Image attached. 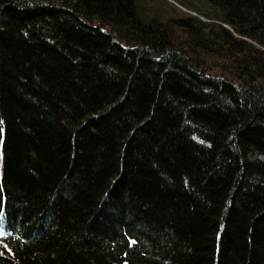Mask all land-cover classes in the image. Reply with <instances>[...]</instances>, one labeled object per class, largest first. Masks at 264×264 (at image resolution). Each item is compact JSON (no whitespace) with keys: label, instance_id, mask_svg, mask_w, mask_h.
Instances as JSON below:
<instances>
[{"label":"trees","instance_id":"1","mask_svg":"<svg viewBox=\"0 0 264 264\" xmlns=\"http://www.w3.org/2000/svg\"><path fill=\"white\" fill-rule=\"evenodd\" d=\"M170 1L0 0V264H264V0Z\"/></svg>","mask_w":264,"mask_h":264},{"label":"rangeland","instance_id":"2","mask_svg":"<svg viewBox=\"0 0 264 264\" xmlns=\"http://www.w3.org/2000/svg\"><path fill=\"white\" fill-rule=\"evenodd\" d=\"M166 1L167 3H170L172 5H174L175 7L179 8L177 5H175L173 2H171L170 0H163ZM181 11H183L181 8H179Z\"/></svg>","mask_w":264,"mask_h":264},{"label":"snow or ice","instance_id":"3","mask_svg":"<svg viewBox=\"0 0 264 264\" xmlns=\"http://www.w3.org/2000/svg\"><path fill=\"white\" fill-rule=\"evenodd\" d=\"M133 243H135V242L133 241Z\"/></svg>","mask_w":264,"mask_h":264}]
</instances>
